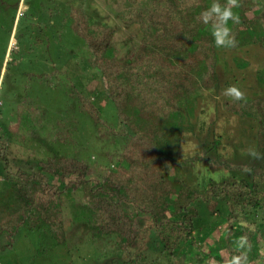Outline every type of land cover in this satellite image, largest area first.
<instances>
[{
    "label": "trees",
    "instance_id": "obj_1",
    "mask_svg": "<svg viewBox=\"0 0 264 264\" xmlns=\"http://www.w3.org/2000/svg\"><path fill=\"white\" fill-rule=\"evenodd\" d=\"M129 1L131 5L119 12L118 18L122 26L138 28L141 33L131 62L111 56L116 27L76 6L85 0L60 2L61 8L44 19L39 11L35 12L39 17L31 20L33 43L24 50L31 51L37 41L42 46L45 38L50 44L60 43L69 27L84 42L81 49L99 80L104 105L81 93L76 78L83 76L79 74L76 49L69 66H57L55 73L75 69L76 77L69 85L70 89L75 86L76 94L72 90L67 94L76 98L79 111L93 120L101 140L111 136L126 139L117 156L108 155V166L96 164L101 174H93L97 168L89 161L64 154L50 156L30 170L19 168L7 174L3 184L11 187L14 197L5 210L0 204V239H6L5 244L0 241V251L14 249L15 237L25 227H41L47 239L65 244L69 219L66 193L73 195L85 187L76 202L78 212L84 214L86 232L91 240L112 238L117 244L110 251L117 255L115 261L109 257L104 264H232L235 257L241 259V264H264V95L248 101L226 99L223 103L228 112L258 123L256 155L251 165L216 162L233 175L231 179L210 172L195 187L174 180L166 170L161 148L167 141L180 145L177 132L184 133L185 100L200 90L219 88L218 49L264 45V5L259 0H235V5L231 0H152L142 7L135 6L137 0ZM213 3L230 7L239 17L238 23L227 22L234 41L231 46H216L212 34L215 16L204 22L202 13ZM64 10L68 11L62 14ZM43 74L37 75L40 80L46 77ZM258 75L264 84V71ZM27 99L23 96L10 109L8 126L0 124L1 144L9 142L5 137L10 138L8 128L22 141L26 138L19 133L22 123L28 132L35 131L28 119L32 102ZM109 103L116 110L119 125L129 134H117L115 127L103 119V107ZM36 123L42 126L41 118ZM69 136L59 131L53 140L63 143ZM0 160L6 169L8 157L4 150L0 151ZM185 163L183 160L173 166ZM200 203L213 204V215L221 219V234L213 245L207 240L215 231L206 232L196 222ZM139 217L142 219L137 224ZM141 223L145 234L154 238V251L140 244Z\"/></svg>",
    "mask_w": 264,
    "mask_h": 264
},
{
    "label": "rangeland",
    "instance_id": "obj_2",
    "mask_svg": "<svg viewBox=\"0 0 264 264\" xmlns=\"http://www.w3.org/2000/svg\"><path fill=\"white\" fill-rule=\"evenodd\" d=\"M68 1L21 0L18 5V0H0V115L3 116L0 124L8 126L9 119L6 117L10 109L24 96L28 97V102H32L28 119L35 129L30 133L22 123V127H18L19 133L26 137L22 141L20 137L12 135L13 131L8 128L10 138L5 135L9 140L8 144L0 143V151L4 150L8 157L6 169L5 162L0 160V204L3 210L5 205L10 207L14 197L11 187L3 184L7 174H13L19 168L31 169L50 156L63 154L87 160L91 165L108 166V155L117 156L126 139L111 136L107 140H101L93 120L88 114L81 113L78 100L67 94L71 90L76 94L75 86V89H70L69 85H73L70 79L76 77L75 69L67 73H55L57 66H69L76 49L79 52L75 53L79 74L83 76L76 78L81 93L94 103L104 105L99 80L83 55L84 49H81L84 42L69 27L60 43L50 44L45 38L42 46L37 41L31 51H25L33 43L31 20L37 15L35 12L39 11L38 15L44 19L47 14L60 7V2ZM259 1L264 5V0ZM151 2L152 0H137L135 6L146 7ZM130 5L129 0H85L84 3L76 4L94 19L116 27L111 56L122 62H131L141 40L138 28L129 29L119 22L118 13ZM48 46L50 50H46ZM218 59L216 70L220 80L219 88L203 89L186 99L182 107L186 131L183 126L181 130L184 133L177 132L180 145L175 146L170 141L161 145L167 172L174 180L188 182L194 187L204 181L203 177L208 178L210 172H218L221 178L231 179L233 175L224 166L217 164L251 165L250 161L254 160L255 155L250 153H256L258 123L252 118H241L228 112L223 103L226 99L236 100L225 94L229 87H235L243 93L242 101L264 95V84L258 75L264 71V45H247L237 50L221 48L218 49ZM32 74L35 76H31ZM41 74L46 75L43 80L37 76ZM40 118L42 126L36 123V119ZM103 119L115 127L117 134L130 133L119 125L116 110L111 103L103 107ZM59 131L70 134L63 143L58 139L57 142L53 140L55 133ZM216 141L220 144L216 145ZM201 157L202 160L195 161ZM183 160L187 163L173 166L175 162ZM95 172L93 174H101L102 170L97 168ZM85 190L83 187L77 193L73 192V195L71 192L66 193L69 219L66 223L68 236L65 244L58 245L52 238L47 239L41 233V227L37 230L25 227L16 235L14 249L0 251V264H82L81 261L84 264H104L109 257L115 261L117 255L110 251L112 247L116 248V241L112 238L91 240V235L84 228V214L79 213L80 210L78 212L80 208L77 207L76 200ZM213 208L211 203H200L196 221L207 229L206 232L215 231L207 240L212 245L221 234V219L218 214L213 215ZM139 218L137 224L141 222L142 217ZM138 229L140 244L147 251H154V238L145 234L143 223ZM5 240L0 239L3 244Z\"/></svg>",
    "mask_w": 264,
    "mask_h": 264
},
{
    "label": "clouds",
    "instance_id": "obj_3",
    "mask_svg": "<svg viewBox=\"0 0 264 264\" xmlns=\"http://www.w3.org/2000/svg\"><path fill=\"white\" fill-rule=\"evenodd\" d=\"M231 3L235 5V0H231ZM204 22L208 23L209 20L216 17L217 22L213 24V36L215 38L216 46H231L234 41L229 36L230 30L227 27V22L232 20L234 23L239 22V17L233 13L230 7H221L218 3H213L211 8L206 12L202 13ZM226 95L234 97L236 100L243 99V93H241L235 87H229L226 92ZM251 155H256L255 152H251ZM232 264H241V259L235 257L232 260Z\"/></svg>",
    "mask_w": 264,
    "mask_h": 264
}]
</instances>
